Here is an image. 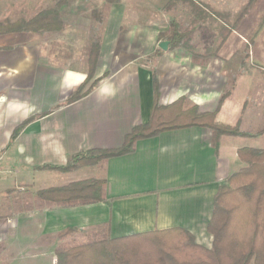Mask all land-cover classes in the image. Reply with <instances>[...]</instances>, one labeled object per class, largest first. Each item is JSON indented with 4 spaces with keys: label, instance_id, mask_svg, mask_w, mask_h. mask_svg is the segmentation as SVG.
Instances as JSON below:
<instances>
[{
    "label": "crops",
    "instance_id": "0c3cea01",
    "mask_svg": "<svg viewBox=\"0 0 264 264\" xmlns=\"http://www.w3.org/2000/svg\"><path fill=\"white\" fill-rule=\"evenodd\" d=\"M169 1L0 0V23L14 16L27 21L31 12H45L35 31L0 35V193L10 190L11 184L22 192L13 198L14 206H20L16 211L24 217L23 225L37 226L49 250L45 262L56 260L61 241L53 237L66 228L88 238L179 228L193 235L196 243L209 246L214 196L243 165L237 150L263 148L243 141L261 138L263 129L254 137L223 136L215 150L210 130L194 126L139 139L133 152L94 165L58 169L80 152L120 147L133 127L149 121L153 71L159 105L185 96L200 112L215 110L229 75L237 73L222 65L217 68L212 60L230 63L238 55V47L249 42L264 14V1L226 37L207 64H193L187 51L176 48L161 50L144 65L142 60L154 54L158 43L168 41L160 34L169 31L170 13L163 12ZM262 26L256 43H264ZM93 40L100 43L94 75L100 80L89 94L67 103L86 78ZM251 51L245 52L246 58L253 57ZM254 57L264 59V48ZM245 71L252 74L249 69L238 74L242 77ZM253 80L240 88L234 82L217 122L234 125L240 120V129L246 132L245 126L264 123L263 88L255 89ZM89 180L105 181L104 201L65 205L40 195Z\"/></svg>",
    "mask_w": 264,
    "mask_h": 264
},
{
    "label": "trees",
    "instance_id": "16d2710c",
    "mask_svg": "<svg viewBox=\"0 0 264 264\" xmlns=\"http://www.w3.org/2000/svg\"><path fill=\"white\" fill-rule=\"evenodd\" d=\"M259 0H245L238 12L218 15L214 7L199 0H170L163 12L168 13L178 5H188L189 22L182 26L178 21H169V31L160 34V39L169 42V50L182 48L191 55L195 65H203L211 57L217 56L226 37L237 30L243 18L255 7ZM45 12H40L27 21L0 23V35L37 29V23ZM207 24L212 28V43L202 49L191 40L193 32ZM264 24V15L257 25L255 34ZM100 53V43L93 40L89 45L85 80L72 91L67 103L77 101L89 94L97 85L95 70ZM161 54H154L142 60L148 65ZM154 105L146 124L133 127L126 135L124 143L115 149H90L70 157L61 170H71L78 165H94L98 162L131 153L139 139L155 137L164 131L205 127L210 130V142L218 148L223 136L254 137V134L240 129V120L234 125L219 123L216 115L223 101L230 95V87L220 96L213 112H200L197 105L185 96L173 103L162 106L158 99V79L153 71ZM24 122L13 133V141ZM242 167L231 174L219 186L213 200V211L207 226L210 245L196 243L195 238L183 229L154 230L130 236L110 238L91 236L89 241L55 249L56 264H264V149L241 147L237 150ZM105 181L89 180L68 184L40 192L41 196L65 205H84L102 202ZM75 228H66L56 234L58 239L72 235Z\"/></svg>",
    "mask_w": 264,
    "mask_h": 264
},
{
    "label": "rangeland",
    "instance_id": "374dc122",
    "mask_svg": "<svg viewBox=\"0 0 264 264\" xmlns=\"http://www.w3.org/2000/svg\"><path fill=\"white\" fill-rule=\"evenodd\" d=\"M199 1L202 2V4L208 3L212 7L214 5L216 8V13L218 15H221V13L223 12L227 14H234L238 12L240 7L245 3V0H224L226 4L225 6H222L220 5L221 0ZM260 1L261 0L256 3L254 8H256L257 4ZM254 8L249 13H252ZM189 11L190 8L188 5H178L175 9L168 12L170 13L169 20L174 19L178 21L182 26H184L189 22ZM31 13L32 15L29 17L30 19L33 14L34 16L36 15V12ZM263 15L259 17L257 23L261 21ZM245 17L240 22V25L237 28L238 30ZM14 19H16L15 21L22 20L20 18H17V16H14L8 20H11L10 22H12V20ZM262 27L263 26L259 28L256 34L255 31L257 29V25L252 28L249 42L242 43V45L238 47V55L233 58L230 63L228 61L222 63V61L220 60H212V62L216 63L215 66L217 68L222 65L223 68L226 70L230 69L231 71H233V73L236 71V75H229L230 81H228V87L226 89L229 88V85L231 84L232 80L237 83L238 87L240 88L241 86H243L242 84L248 83L250 78L254 77V88L260 89V87L262 86L263 91L261 92V94H263L264 100V71L262 72L260 70L262 67L264 68V59L254 57L255 53L258 54L264 48V43L261 44L255 42L258 38L257 36L260 33L261 29H263ZM191 40L192 43L199 49H202L203 46H210L213 41L212 28L204 23V25L200 26L193 32ZM251 48L253 51V57H250L251 55H248L249 58H246L244 54ZM207 62L205 64H207ZM246 69H249L250 71L252 70V74H250V72L247 73L248 71H245L246 73H244V75L241 77L238 72H242ZM245 129L249 132L255 133L261 129L264 130V123H252L251 126H245ZM243 141L244 143H246L245 145H257L259 147H263L264 149V133L261 138L257 140L254 138H244ZM9 188L10 190L0 193V264H51L44 261V254L46 252H49V250L48 248H45V243L43 239L37 233V226L33 225L29 228L23 225L22 223L24 221V217L20 212L16 211L20 206H14L15 202L13 201V198L15 199L17 198V196H21L19 194H22V192L17 187L12 186V184L11 186H9ZM53 238L57 239L56 236ZM60 241L61 242L57 244V247L60 245L70 246L85 243L89 241V239L86 236L79 237L78 235L74 236V234H72L67 235L63 239H60Z\"/></svg>",
    "mask_w": 264,
    "mask_h": 264
},
{
    "label": "water",
    "instance_id": "95a60500",
    "mask_svg": "<svg viewBox=\"0 0 264 264\" xmlns=\"http://www.w3.org/2000/svg\"><path fill=\"white\" fill-rule=\"evenodd\" d=\"M168 45H169L168 41H161L158 43V47L163 51H166L168 49Z\"/></svg>",
    "mask_w": 264,
    "mask_h": 264
},
{
    "label": "built area",
    "instance_id": "2783aa9c",
    "mask_svg": "<svg viewBox=\"0 0 264 264\" xmlns=\"http://www.w3.org/2000/svg\"><path fill=\"white\" fill-rule=\"evenodd\" d=\"M51 264H56V260H53Z\"/></svg>",
    "mask_w": 264,
    "mask_h": 264
}]
</instances>
